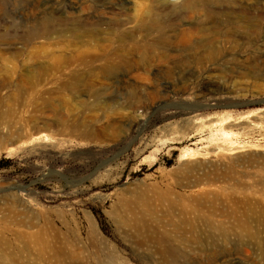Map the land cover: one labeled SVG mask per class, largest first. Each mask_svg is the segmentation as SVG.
<instances>
[{"label": "rangeland", "instance_id": "obj_1", "mask_svg": "<svg viewBox=\"0 0 264 264\" xmlns=\"http://www.w3.org/2000/svg\"><path fill=\"white\" fill-rule=\"evenodd\" d=\"M172 1L157 16L146 15L162 5L154 0H11L17 22L40 19L44 2L82 3L92 16L99 9L94 20L124 3L131 18L43 38L17 55L1 46L0 237H12L4 201L14 196L83 243L92 216L127 264H160L118 231L110 211L133 191L169 188L188 206L227 214L177 243L178 264H264V217L253 223L254 241L230 229L247 197L264 209V29L201 30L204 12L185 16L183 0ZM212 1L216 11L243 5L264 14V0ZM117 67L128 73L87 74Z\"/></svg>", "mask_w": 264, "mask_h": 264}, {"label": "bare ground", "instance_id": "obj_2", "mask_svg": "<svg viewBox=\"0 0 264 264\" xmlns=\"http://www.w3.org/2000/svg\"><path fill=\"white\" fill-rule=\"evenodd\" d=\"M3 1L0 2V49L2 46L3 49L12 50L13 54L16 55L21 53L24 45H35L43 38L68 31L78 33L91 28H104L107 23L114 27L119 15L126 16L128 19L131 18L124 3L119 4L120 7L118 6V11L114 13V16L108 19L94 20V17L97 18L96 14H100L99 9H91L95 13L92 16L86 13L90 10H86L82 3L81 5L59 4V6L53 7L44 2L41 12L43 16L40 19L30 22H17L11 17L9 5L11 0ZM154 1H159L162 5L152 7L151 10L146 9V15L165 16L167 11L174 6L172 0ZM181 3H183L185 16L198 11L204 12L205 21H199L195 24L201 30H214L218 27L228 30L238 29L244 32L264 29L262 16L264 14L248 12L249 10L243 5H239L236 9L223 8L216 11L213 3L218 4L217 1L183 0ZM258 58V56L254 57L253 60ZM119 61L120 65L127 62L124 58L119 59ZM127 73L128 69L122 67L90 69L87 72L90 76L104 78H118L119 75ZM171 190L168 188L160 191L158 188H154L152 196H149L150 192L148 194L146 191H133L130 196L121 198L118 205H110V213L118 226V231L137 247L147 250L152 257L157 255L160 264H178L180 249L177 243H183L186 239L198 238L197 223L204 221L208 224H221L218 221H223L222 219L227 216L225 212L216 211L200 202L195 206H188L186 197L184 198L180 193L174 198L172 197L174 191L171 192ZM237 202L239 201L237 200ZM244 205L245 211L240 208L243 211L241 217V214L235 213L233 215V222L230 221V229L233 231L237 228L245 233L249 241H254L258 231L253 227V223L258 222L259 216L261 219L264 217V209L251 200L249 201L248 197L247 201L245 199ZM4 206L5 220L10 222L12 226V237H0V264H127L117 249L108 244L107 238L98 230L92 216H88L90 229L86 242L83 243L81 238L69 235V228L65 222L60 229L48 219L44 218L40 222L35 213L26 208H21L20 202L14 196L6 198ZM233 210H237V208L233 207ZM229 216L230 214H228V218L231 219ZM220 226L222 227V225L218 227ZM187 233L191 234V237H188ZM81 243L83 245H80ZM87 248H90V254L84 253Z\"/></svg>", "mask_w": 264, "mask_h": 264}, {"label": "trees", "instance_id": "obj_3", "mask_svg": "<svg viewBox=\"0 0 264 264\" xmlns=\"http://www.w3.org/2000/svg\"><path fill=\"white\" fill-rule=\"evenodd\" d=\"M6 166H7L6 163H2V162H0V168H4V167H6Z\"/></svg>", "mask_w": 264, "mask_h": 264}]
</instances>
